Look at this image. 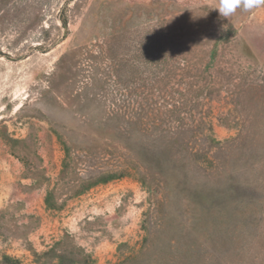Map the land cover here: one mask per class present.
<instances>
[{
    "label": "rangeland",
    "instance_id": "obj_1",
    "mask_svg": "<svg viewBox=\"0 0 264 264\" xmlns=\"http://www.w3.org/2000/svg\"><path fill=\"white\" fill-rule=\"evenodd\" d=\"M217 6L0 0V264H264V6Z\"/></svg>",
    "mask_w": 264,
    "mask_h": 264
},
{
    "label": "trees",
    "instance_id": "obj_2",
    "mask_svg": "<svg viewBox=\"0 0 264 264\" xmlns=\"http://www.w3.org/2000/svg\"><path fill=\"white\" fill-rule=\"evenodd\" d=\"M154 50V48H152ZM155 56H157L154 51L151 54V59L153 60L155 58ZM153 62H156L155 60ZM168 76V75H167ZM154 96H151L152 99V103L149 106H144L146 104V102H144V99L141 101H137L136 102V106L132 109L129 110V112L126 113V111H121L120 109L117 111H119V114L122 115V117L124 118L122 121L123 123H127L128 125H132L133 127H138V129L140 131H156L158 128L156 126V122L153 121L152 116L155 114L156 111H158V107H154V105L156 104V100L153 99ZM148 99V98H147ZM151 99H148L151 101ZM149 103V102H148ZM150 104V103H149ZM168 104V101H166L165 106ZM162 111L158 112L161 113ZM148 121H152V124L149 126ZM137 124V125H134ZM160 131L164 132V130H162V128H160ZM166 133V132H165ZM168 133V131H167ZM169 158V156H167ZM112 176H114V174L110 175H106V177H104L102 180H107L108 178H111ZM165 182L167 183V181L165 180ZM45 202L49 203L48 197L45 198ZM50 204V203H49Z\"/></svg>",
    "mask_w": 264,
    "mask_h": 264
},
{
    "label": "clouds",
    "instance_id": "obj_3",
    "mask_svg": "<svg viewBox=\"0 0 264 264\" xmlns=\"http://www.w3.org/2000/svg\"><path fill=\"white\" fill-rule=\"evenodd\" d=\"M264 6V0H218L217 10L220 16L230 18L237 8L243 7L244 10L256 9Z\"/></svg>",
    "mask_w": 264,
    "mask_h": 264
}]
</instances>
